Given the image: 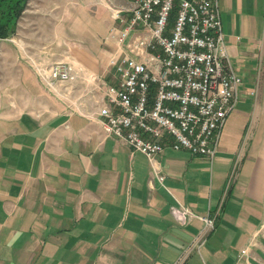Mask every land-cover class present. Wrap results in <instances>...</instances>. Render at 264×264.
<instances>
[{
  "label": "crops",
  "instance_id": "obj_1",
  "mask_svg": "<svg viewBox=\"0 0 264 264\" xmlns=\"http://www.w3.org/2000/svg\"><path fill=\"white\" fill-rule=\"evenodd\" d=\"M133 5L90 0L49 15L38 28L45 55L116 82L109 62L124 51L110 28L124 23L113 12L128 18ZM220 12L242 83L214 158L166 145L149 159L105 129L103 89L78 85L77 110L0 45L14 87L0 95V264H174L208 213L215 228L183 264H233L245 248L248 264H264V0H220ZM18 36L16 46L29 36L19 22L5 39ZM173 205L196 215L181 224Z\"/></svg>",
  "mask_w": 264,
  "mask_h": 264
},
{
  "label": "built area",
  "instance_id": "obj_2",
  "mask_svg": "<svg viewBox=\"0 0 264 264\" xmlns=\"http://www.w3.org/2000/svg\"><path fill=\"white\" fill-rule=\"evenodd\" d=\"M130 11L128 18L119 8L113 12L124 23L110 28L124 51L109 62L118 73L116 82L105 84L64 59L37 65L41 82L77 110L82 107L75 97L78 85L92 82L93 90L103 89L97 114L107 132L151 160L166 145L214 158L242 83L229 61L220 0H134ZM171 212L181 224L196 215L187 205H173ZM199 217L203 227L174 264L204 246L215 228V216ZM240 252L243 258L233 264H248V249Z\"/></svg>",
  "mask_w": 264,
  "mask_h": 264
},
{
  "label": "rangeland",
  "instance_id": "obj_3",
  "mask_svg": "<svg viewBox=\"0 0 264 264\" xmlns=\"http://www.w3.org/2000/svg\"><path fill=\"white\" fill-rule=\"evenodd\" d=\"M29 0L26 9L24 10L22 16L19 19V23L22 25L23 30L27 33L28 38H23L20 45H15L20 42L21 37L11 39H0V45H4L6 52H10L17 63H28L30 64L35 72L36 66L39 64H48L52 60V57H47L43 47H41V41L39 35V27L42 26L44 22L49 18V15H54L56 17H61L66 6L73 5H85L90 0ZM59 19V18H57ZM24 26V27H23ZM21 28V26H20ZM18 29V26H17ZM34 33V34H32ZM26 40V41H25ZM27 43L38 44V48L29 47ZM54 58V57H53ZM51 59V60H50ZM8 67L7 60L0 58V95L2 97H7L9 93L14 91V87L10 86V79L12 78V72H6ZM12 76H11V75ZM38 75V74H37ZM39 77V76H38Z\"/></svg>",
  "mask_w": 264,
  "mask_h": 264
},
{
  "label": "trees",
  "instance_id": "obj_4",
  "mask_svg": "<svg viewBox=\"0 0 264 264\" xmlns=\"http://www.w3.org/2000/svg\"><path fill=\"white\" fill-rule=\"evenodd\" d=\"M29 0H0V39L13 35Z\"/></svg>",
  "mask_w": 264,
  "mask_h": 264
}]
</instances>
